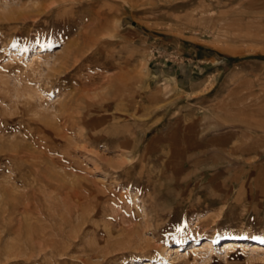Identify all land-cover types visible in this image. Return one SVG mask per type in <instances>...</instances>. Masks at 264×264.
I'll return each mask as SVG.
<instances>
[{"label": "rangeland", "instance_id": "1", "mask_svg": "<svg viewBox=\"0 0 264 264\" xmlns=\"http://www.w3.org/2000/svg\"><path fill=\"white\" fill-rule=\"evenodd\" d=\"M55 1L0 0V264H264V0Z\"/></svg>", "mask_w": 264, "mask_h": 264}, {"label": "bare ground", "instance_id": "2", "mask_svg": "<svg viewBox=\"0 0 264 264\" xmlns=\"http://www.w3.org/2000/svg\"><path fill=\"white\" fill-rule=\"evenodd\" d=\"M66 1H68V0H56L55 1V4H57L59 2H66ZM78 1H83V0H72V2H78ZM86 1H88L89 3H94V2H97L98 0H86ZM39 13H41V12H39ZM8 18H10V17H8ZM99 33H100L99 30H95L94 31L95 36L98 35ZM71 34H72V31L71 30H65V31H63V34L62 35L68 36V35H71ZM83 36L84 35L82 33H79L76 36V39L78 41H81ZM97 41H100V40H98V38H97V39H95V40L92 41L91 38H89L86 41H83V43H82L83 45L81 44V47L80 46H77V44L74 45V44H70L69 43V45H67L68 47H66L67 48L66 49L67 52H66V55H65V61L62 64V66H61V68H60V70L58 72V75H61V74L64 73V74H67L66 76H68L72 71H80V70H82V67H85V65H89L87 68L98 69V68H101V66H102V68L104 70L109 69V67L112 66L111 65V62H109V61L108 62H105L104 61L103 63L102 62H99L98 52L97 51H92L91 53H88V50H91V48L94 47V44ZM86 53H88V54H86ZM113 78H114V76H110V77H106V78L104 77L105 81L100 85V87L102 86L104 89H106V93L104 94V97L101 96L102 99L105 98L104 99L105 101H109L110 102V100H113L112 98H114L115 93L113 95L111 93L110 89H109L110 88V85H112L111 82H112ZM114 80H115V78H114ZM75 84H77V83H75ZM77 85L80 86V88L78 90L76 89L78 92L82 93L83 91H85V90H81V89L84 88V87H86V85H84V84L82 85V83H79V82H78ZM100 87L94 88V90H93V96H97V95L99 96L100 95V93H101V92H99ZM77 88H78V86H77ZM87 92L88 91L85 92V94H86L85 97H88L87 96L88 95ZM81 99H82V96H79L78 97V100H81ZM85 112H87V111H85ZM85 112L83 113L82 118L84 117ZM77 118H79V117H77ZM82 118H79L78 120H82ZM65 120L67 121V118H65ZM67 128H68V126H67ZM198 245H200V244H193L192 247H191V249L196 248ZM207 245L208 244L205 243V245H203V247H206ZM222 245H223V247L221 248V250L226 251V252H229V251L234 250V248L237 245H244V244H243V242L241 244L239 241L228 240V241H225ZM252 245L254 246L256 244H252Z\"/></svg>", "mask_w": 264, "mask_h": 264}]
</instances>
